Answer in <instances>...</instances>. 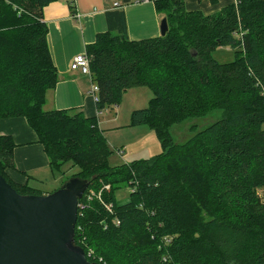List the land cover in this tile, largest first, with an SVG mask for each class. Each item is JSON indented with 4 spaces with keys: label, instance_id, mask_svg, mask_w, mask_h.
<instances>
[{
    "label": "trees",
    "instance_id": "trees-1",
    "mask_svg": "<svg viewBox=\"0 0 264 264\" xmlns=\"http://www.w3.org/2000/svg\"><path fill=\"white\" fill-rule=\"evenodd\" d=\"M53 1L0 0V118L25 116L51 166L71 162L74 176L90 182L74 243L98 264L107 248L128 252L132 260L122 264H264V0H237L209 15L184 0H153L169 29L140 40L129 37L124 10L106 12L108 31L87 52L98 111L119 104L127 89L150 87L151 104L134 109L131 123L151 126L163 147L117 167L98 116L44 108L59 80L43 18ZM222 46L235 49V61L213 57ZM218 108L220 119L174 140L171 126ZM14 148L0 135V173L19 193L42 194L7 175ZM122 186L131 188L124 203L115 197Z\"/></svg>",
    "mask_w": 264,
    "mask_h": 264
},
{
    "label": "crops",
    "instance_id": "crops-1",
    "mask_svg": "<svg viewBox=\"0 0 264 264\" xmlns=\"http://www.w3.org/2000/svg\"><path fill=\"white\" fill-rule=\"evenodd\" d=\"M236 1L184 0L188 10H199L207 15L218 13ZM114 3L113 0H74L72 7L68 0H55L44 6L48 46L59 75L56 86L46 93V110L76 108L82 109L87 117L98 116L100 119L96 99L91 93V76L71 69V63L77 54L88 52V46L96 42L99 34L108 31L106 12ZM119 3L125 12L131 39L161 35V22L165 16L158 11L153 0H119ZM0 135L11 136L15 143V166L6 171L12 181L37 189L42 194L61 188L67 179L55 172L58 170L51 166L44 145L25 116L0 118Z\"/></svg>",
    "mask_w": 264,
    "mask_h": 264
},
{
    "label": "water",
    "instance_id": "water-1",
    "mask_svg": "<svg viewBox=\"0 0 264 264\" xmlns=\"http://www.w3.org/2000/svg\"><path fill=\"white\" fill-rule=\"evenodd\" d=\"M169 29L167 17L161 34ZM87 179L73 176L49 194H21L0 173V264H98L74 243Z\"/></svg>",
    "mask_w": 264,
    "mask_h": 264
},
{
    "label": "rangeland",
    "instance_id": "rangeland-1",
    "mask_svg": "<svg viewBox=\"0 0 264 264\" xmlns=\"http://www.w3.org/2000/svg\"><path fill=\"white\" fill-rule=\"evenodd\" d=\"M212 55L221 63H231L236 60L235 49L231 46L218 47L212 52ZM153 97L154 92L150 87L140 86L130 88L124 92L122 98L118 101L119 108H116L114 104H110L99 114L100 127L104 131L112 149V153L109 156L111 167L129 164L135 160L153 158L162 152V143L156 131L150 130L149 125H133L131 123L132 111L148 107ZM223 114L224 109L218 108L200 117H188L184 121L171 126L170 132L176 142L183 143L195 134L193 127L201 130L220 119ZM116 148L124 150L123 156L118 154ZM78 171V166H74L71 162H68L55 172L63 175L68 180L78 173ZM130 192V187L122 186L115 190V197L118 202L124 203L130 199ZM260 193L264 197V190H261ZM98 194L100 193L98 192ZM143 248V246L136 248L134 250L135 256H138L139 251ZM94 249L96 248L94 247ZM97 250L94 253V250L90 249L94 257L98 255ZM99 251V254L101 253L100 256L103 257L100 262H103V264L130 263L132 260L127 255L128 252H122L116 248L99 249Z\"/></svg>",
    "mask_w": 264,
    "mask_h": 264
},
{
    "label": "built area",
    "instance_id": "built-area-1",
    "mask_svg": "<svg viewBox=\"0 0 264 264\" xmlns=\"http://www.w3.org/2000/svg\"><path fill=\"white\" fill-rule=\"evenodd\" d=\"M142 1H149V0H142ZM68 2L70 4L74 3V0H68ZM115 7H121L122 4L118 2L114 3ZM71 69L73 70H81L82 72L89 74L91 76V67H90V56L88 55V53H80L77 54L76 56H74L72 63H71ZM92 78V77H91ZM99 92V85L97 84V82L92 81V87H91V93L93 94V96L95 97V99L97 100V95ZM118 104H115V107H117ZM117 152L120 155L124 154V150L123 149H118ZM112 205H110L109 208H111ZM119 223V222H118Z\"/></svg>",
    "mask_w": 264,
    "mask_h": 264
}]
</instances>
